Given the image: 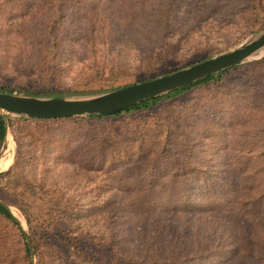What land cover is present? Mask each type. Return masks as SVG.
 Masks as SVG:
<instances>
[{
    "label": "rangeland",
    "instance_id": "374dc122",
    "mask_svg": "<svg viewBox=\"0 0 264 264\" xmlns=\"http://www.w3.org/2000/svg\"><path fill=\"white\" fill-rule=\"evenodd\" d=\"M35 1L37 6L28 0L12 25L8 12H15V6L8 3L10 0L4 13L0 12V90L17 95L29 92L39 96H80L119 89L228 52L264 31V0L224 2L219 13L207 18L200 12L210 0H181L179 13L193 23L187 29L180 23L169 28L168 33L148 35L149 38L140 34L142 25L148 23L139 25L132 14L139 0H102L103 4L87 0L83 9L69 7L63 19L50 26L46 24L49 9L40 6L41 0ZM145 3L148 7L158 0ZM99 10L118 24L128 22L123 12L132 22L114 39L99 29ZM263 58L240 65L244 67L219 83L193 88L119 118L31 122L7 116V151L3 152L4 142L0 144V202L8 206L21 232L0 223V240L5 243L0 248V264H106L100 258H108L105 244L113 240L126 254L135 250L138 255L145 249L155 251L154 244H161L165 251L173 243H185L189 248L194 242H208L216 247L213 252L223 253L219 251L203 264H263L241 252L229 253L236 248L233 226L200 215L178 214L156 222L157 241L146 244L144 238L150 240L154 230L138 237L141 224L124 213L129 195L113 187L108 173L88 169L83 163L94 155L89 142L85 144L89 126L102 131L113 126L117 131L121 124L137 126L148 117H164L178 109L187 115L184 132L191 134L189 141L198 154L195 162L202 164L212 179L238 180L229 165L233 159L225 156L227 144L210 135L204 126V106L212 96L226 95L220 102L225 112L218 119L227 122L234 118V125L228 129L238 134L248 104L247 127L255 146L264 150V63L252 64ZM238 141L234 149L229 144L233 149L230 156L245 145ZM175 145L179 152L184 148L178 140ZM253 162L264 165V158ZM104 213L119 216L115 223L108 224L102 219ZM23 231L32 240L33 263L24 252ZM69 244L84 250L86 257H72L70 249L77 255L79 251L66 246Z\"/></svg>",
    "mask_w": 264,
    "mask_h": 264
},
{
    "label": "trees",
    "instance_id": "16d2710c",
    "mask_svg": "<svg viewBox=\"0 0 264 264\" xmlns=\"http://www.w3.org/2000/svg\"><path fill=\"white\" fill-rule=\"evenodd\" d=\"M8 1L1 2V13H4L3 9ZM241 1L210 0L202 8L204 12L200 13L206 18L211 17L219 13V10L222 9L220 6H224V2L238 3ZM35 2L33 0L32 4L36 5ZM101 2L102 0H98V3L103 4ZM8 3L15 6V12H8L12 15L9 18L12 25L21 15L22 8L25 9L28 0H10ZM86 4L87 0L40 1L41 7L44 6L49 9L47 10V26L63 19L69 7L83 9ZM180 4L181 0H158L157 4H150L145 7V0H139L135 4V8L131 10L134 11L132 14H135V20L139 25L144 22L148 23V26L144 25L143 27L142 25L141 31L139 30L141 36L147 38H149L148 35L152 34L160 36L163 32L168 33L169 28L178 27L180 23L183 24L182 27L187 29L188 25L193 22L188 19L184 20L183 14L179 13ZM123 10H125L124 7ZM121 14L128 21L125 25L118 24L104 11L98 12L101 32L106 36L114 37V39L117 35L126 32L127 26L131 24L132 20L126 17L124 12ZM114 21L117 25L114 24ZM263 63L264 58L252 64L261 66ZM243 67L231 68L111 116H94L86 119L119 118L121 115L147 110L163 99L176 97L196 87L219 83L221 79L236 73ZM0 92L19 94L6 90H0ZM23 95L39 96L40 94L26 92ZM225 97L227 96L223 93L216 94L211 97L210 103L204 106V109L207 110V113L204 112V114L206 113L204 126L210 135L227 144V147L224 148L227 150L225 156L228 159H233V163L229 165L238 180L212 179L211 174L203 168L202 164L195 162L198 154L189 141L191 134L189 132L188 136L184 132L187 115L184 110L178 109L164 117H148L137 126L121 124L117 131L113 129V126L106 127L103 131L97 127L89 126L87 128L90 130L89 133H85V136H88L85 138L87 139L85 144L89 142V147L94 151V155L85 158L83 163L88 169L108 173L113 187L123 189L129 195L125 201L127 211L124 213L129 219H138L141 224L138 237H144L147 231L154 230L153 235L149 237L151 241L144 238L147 241L146 244L149 245L152 240L157 241L156 222L178 214H184L182 217L200 215L216 221L224 220L229 226H233L231 232L236 248L230 250L229 253L241 252L247 258L259 259L264 264V165H257L253 162L254 159L264 158V150L259 151L258 147L255 146L250 135V129L247 127L248 104L245 105L243 120L239 123L242 128L238 134H232L228 129L234 125L233 117V120L230 119L227 122L218 119V116L225 112L220 107V102ZM262 111L264 112V108ZM57 121L59 120H54V122ZM31 122H35V120H31ZM191 126L193 127L194 124ZM204 126L200 129L204 130ZM4 137L5 127L0 117V144L4 142ZM236 139L245 145L240 149H235L233 155L230 156L228 153L233 151V146L237 143ZM175 140L180 141L183 145L184 148L181 152L175 149ZM229 144L233 149L229 147ZM120 166L123 167L118 168ZM117 216L119 215L116 213H104L102 219L108 224H113ZM0 223L5 224L9 229L12 228L19 233L21 232L16 218L10 211L1 206ZM175 232L173 238L176 237ZM115 243L116 240H113L105 244L107 247L105 252L108 258L101 257L100 259L106 264H203L206 260H212L213 257H216L215 254L221 251L213 252L216 251V247L211 246L208 242L205 244L194 242L189 248L185 243L179 245L173 243L169 244L165 251L161 249V244L153 243L154 247H157L155 251L150 252L145 249L141 255H138L135 250L126 254L122 248H117ZM4 245V241L0 240V248ZM66 246L79 251L77 255L70 249L72 257H86L85 251H81L76 245L69 244ZM23 247L25 255L28 257L29 251L26 243L23 244Z\"/></svg>",
    "mask_w": 264,
    "mask_h": 264
},
{
    "label": "water",
    "instance_id": "95a60500",
    "mask_svg": "<svg viewBox=\"0 0 264 264\" xmlns=\"http://www.w3.org/2000/svg\"><path fill=\"white\" fill-rule=\"evenodd\" d=\"M263 56L264 31L228 52L169 74L107 92L80 96H30L0 92V117L5 127L3 152L7 147L6 117L9 115L37 121L111 116ZM0 206L10 211L4 203L0 202ZM22 234L33 263L31 239L26 232Z\"/></svg>",
    "mask_w": 264,
    "mask_h": 264
},
{
    "label": "bare ground",
    "instance_id": "6f19581e",
    "mask_svg": "<svg viewBox=\"0 0 264 264\" xmlns=\"http://www.w3.org/2000/svg\"><path fill=\"white\" fill-rule=\"evenodd\" d=\"M7 147H8V145H7ZM7 151V150H6Z\"/></svg>",
    "mask_w": 264,
    "mask_h": 264
}]
</instances>
